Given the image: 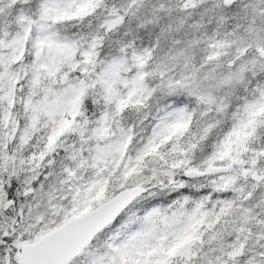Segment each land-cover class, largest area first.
I'll use <instances>...</instances> for the list:
<instances>
[{"label":"snow or ice","instance_id":"snow-or-ice-1","mask_svg":"<svg viewBox=\"0 0 264 264\" xmlns=\"http://www.w3.org/2000/svg\"><path fill=\"white\" fill-rule=\"evenodd\" d=\"M0 264H264V0H0Z\"/></svg>","mask_w":264,"mask_h":264}]
</instances>
